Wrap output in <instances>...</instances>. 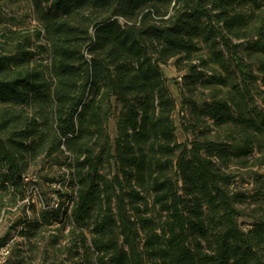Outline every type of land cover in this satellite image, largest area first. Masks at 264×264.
I'll return each instance as SVG.
<instances>
[{
    "label": "trees",
    "instance_id": "obj_1",
    "mask_svg": "<svg viewBox=\"0 0 264 264\" xmlns=\"http://www.w3.org/2000/svg\"><path fill=\"white\" fill-rule=\"evenodd\" d=\"M262 2L29 0L38 26L0 33V211L35 214L19 234L68 225L83 264H264V220L241 225L224 170L264 140ZM170 61L181 116L223 138L178 141ZM37 167L65 188L39 210Z\"/></svg>",
    "mask_w": 264,
    "mask_h": 264
},
{
    "label": "rangeland",
    "instance_id": "obj_2",
    "mask_svg": "<svg viewBox=\"0 0 264 264\" xmlns=\"http://www.w3.org/2000/svg\"><path fill=\"white\" fill-rule=\"evenodd\" d=\"M263 1V0H261ZM264 4V2H262ZM264 18V5L259 10L254 21L261 22ZM38 26L29 0H0V33L8 31H33ZM164 74L169 82L171 91L176 99L177 108L173 118L176 124V136L179 142L193 139L195 135L209 138H223V130L212 125L211 121L204 120L195 122L189 107L185 106L181 116L182 104L179 88L176 81L181 82L182 71H179L174 61H170L164 67ZM257 94V106L264 111V86L259 82ZM208 90L199 88L194 99L202 101L207 98ZM109 131L115 135L114 123L111 120ZM246 162L240 159L233 160L226 173L234 175L228 189L232 195H244L245 202L237 203L243 211L239 222L245 228L251 227L258 219L264 220V140L262 147L254 151L246 158ZM246 163V164H244ZM40 168L31 170L32 177L37 180V191L28 199L34 203L35 209L39 210L45 203L53 204L57 201L54 190L65 189L59 183L49 184L42 177L47 174L53 175L49 169L39 172ZM28 200L25 203H28ZM7 212L0 211V264H48L51 262H62L66 264H83L85 253L92 258L91 250L83 252L78 247L75 234L69 232V226L62 228L56 224L46 230H41L36 236L19 234L21 226L14 227L20 219L28 217L35 218L34 212L28 208H7ZM57 239V240H56ZM264 258V256H263Z\"/></svg>",
    "mask_w": 264,
    "mask_h": 264
}]
</instances>
